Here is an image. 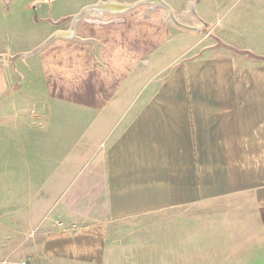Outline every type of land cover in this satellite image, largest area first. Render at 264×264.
Instances as JSON below:
<instances>
[{"label": "crops", "instance_id": "obj_1", "mask_svg": "<svg viewBox=\"0 0 264 264\" xmlns=\"http://www.w3.org/2000/svg\"><path fill=\"white\" fill-rule=\"evenodd\" d=\"M133 19L128 12L83 16L76 37L49 43L77 48L79 81L64 84V65L74 63L69 48L59 51L60 85L51 88L83 111L33 113L26 127L14 128L12 177L23 179L18 185L34 208L13 216L29 223L32 235L19 239L29 264H105L113 255L165 262V248L174 247L163 236L150 245L147 235L133 245L132 236L125 245L117 238L228 199L251 204L252 238L264 241V53L211 46L184 56L178 47L168 57L134 39L142 27ZM161 25L160 32L167 27ZM54 68L46 64L52 75ZM75 87L64 96V88Z\"/></svg>", "mask_w": 264, "mask_h": 264}, {"label": "rangeland", "instance_id": "obj_2", "mask_svg": "<svg viewBox=\"0 0 264 264\" xmlns=\"http://www.w3.org/2000/svg\"><path fill=\"white\" fill-rule=\"evenodd\" d=\"M104 1L109 0H0V55L5 56L0 59V261L26 259L22 255L26 246L19 245V239L32 235L30 230L24 228L29 223L23 226L22 222L15 223L13 218L15 213L20 219L34 210L27 206L28 192L21 184L18 185L23 179L12 177L13 144L19 138L16 132L13 135L14 128L18 125L26 127L28 120L24 118L34 115L33 113H40L42 116L46 112L71 115L83 111L76 103L61 98V94L52 93L54 88H51V84L53 83V87L54 84L60 85L62 61L59 51L68 52L75 45L64 44L63 47L60 42L49 43L53 39L67 37L56 36L38 51L24 57L21 55L33 52L54 32L69 30L71 17L85 7ZM113 1L137 3L131 9L112 14L128 12V15L135 18L134 24H141L142 28L134 31V39L141 37L149 52L157 53L164 49L166 55L171 57L174 49L180 47L187 50L184 56H188L201 53V50L211 46L218 49L228 47L232 50L243 46L259 54L264 53V0H163L171 7L176 20L196 28L193 31L176 27L168 18V9L158 3L141 2L143 0ZM190 3H194L199 19L190 13ZM94 15L93 11H86L81 17ZM161 20L167 25L162 32ZM133 41L135 44V40ZM76 49L71 48L69 53L74 63L64 65V74L68 76L64 78L65 85L75 84L77 79ZM235 52L250 55L248 51ZM46 64L48 67L49 64L56 67L53 75L46 70ZM65 67L69 69L66 70ZM63 90L64 96L73 91L76 94V87ZM31 121L42 124L48 122ZM24 122L27 125L23 126ZM52 123L55 129L54 125L60 123V119L57 118ZM56 155L58 153L54 152V156ZM247 206L251 204L237 199L190 206L173 217H163L165 227L157 226L155 221H150L152 226L149 225L147 232L144 228L133 226L130 232H125L122 239L117 238V243L125 245L132 236L133 242L129 244L133 245L142 235H147L149 245L157 236H163L167 245L173 244L174 248H165V253H169L164 258L165 262L148 264H264V241L252 238L255 234L252 227L254 219ZM256 235H260L258 230ZM121 249L127 250L123 247ZM152 251L150 259L155 261L158 259L156 249L151 248L150 253ZM108 261L110 262L105 264H140L122 262L125 258L116 255L111 256Z\"/></svg>", "mask_w": 264, "mask_h": 264}, {"label": "water", "instance_id": "obj_3", "mask_svg": "<svg viewBox=\"0 0 264 264\" xmlns=\"http://www.w3.org/2000/svg\"><path fill=\"white\" fill-rule=\"evenodd\" d=\"M141 2L144 3H158L161 6H164L168 9V18L172 21V23L180 28V29H184V30H196V28H192L188 25H185L183 23H180L179 21L176 20V18L174 17L173 11L171 9V7L163 0H143ZM137 3H119L113 0H109V1H104V2H98L95 3L91 6L85 7L81 12H79L78 14L72 16V24L69 30L67 31H56L54 32L50 37H48L49 39H47L42 45L38 46L36 49L33 50V52L27 53V54H22L21 56H28L32 53H34L35 51H38L41 47H43L44 45H46L51 39H53L56 36H62V37H67V38H72L74 37V26L75 23L77 22L78 19L81 18V16L86 12V11H93L95 15H98L100 13H121L124 12L128 9L133 8L134 6H136ZM190 13H192L194 16H196V18L199 19L198 15L196 14L195 10H194V3H190ZM4 55H0V59L4 58Z\"/></svg>", "mask_w": 264, "mask_h": 264}, {"label": "built area", "instance_id": "obj_4", "mask_svg": "<svg viewBox=\"0 0 264 264\" xmlns=\"http://www.w3.org/2000/svg\"><path fill=\"white\" fill-rule=\"evenodd\" d=\"M0 264H29V262L26 259H19L15 262H10L8 260H1Z\"/></svg>", "mask_w": 264, "mask_h": 264}, {"label": "bare ground", "instance_id": "obj_5", "mask_svg": "<svg viewBox=\"0 0 264 264\" xmlns=\"http://www.w3.org/2000/svg\"><path fill=\"white\" fill-rule=\"evenodd\" d=\"M196 17V16H195Z\"/></svg>", "mask_w": 264, "mask_h": 264}]
</instances>
